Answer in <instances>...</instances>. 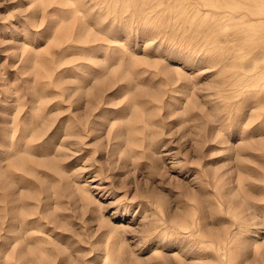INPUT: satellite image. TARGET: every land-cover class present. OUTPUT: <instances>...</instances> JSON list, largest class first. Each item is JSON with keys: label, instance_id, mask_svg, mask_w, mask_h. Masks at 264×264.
Instances as JSON below:
<instances>
[{"label": "rangeland", "instance_id": "374dc122", "mask_svg": "<svg viewBox=\"0 0 264 264\" xmlns=\"http://www.w3.org/2000/svg\"><path fill=\"white\" fill-rule=\"evenodd\" d=\"M234 0H0V264H264V30Z\"/></svg>", "mask_w": 264, "mask_h": 264}, {"label": "bare ground", "instance_id": "6f19581e", "mask_svg": "<svg viewBox=\"0 0 264 264\" xmlns=\"http://www.w3.org/2000/svg\"><path fill=\"white\" fill-rule=\"evenodd\" d=\"M237 11V24L264 30V0H234ZM258 41H264V34Z\"/></svg>", "mask_w": 264, "mask_h": 264}]
</instances>
